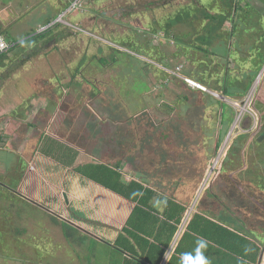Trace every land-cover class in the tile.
<instances>
[{
	"label": "rangeland",
	"instance_id": "374dc122",
	"mask_svg": "<svg viewBox=\"0 0 264 264\" xmlns=\"http://www.w3.org/2000/svg\"><path fill=\"white\" fill-rule=\"evenodd\" d=\"M72 1L0 0V35L9 41L44 31L49 20L69 31L68 39L57 47L50 43L38 56L29 58L28 49L0 61V264H113L121 259L105 240L115 239L112 232L126 224L124 219L104 206L111 200L107 192H95L93 184L86 191L88 180L38 150L48 136L80 151L76 163L121 162L123 179L144 181L161 191L201 179L198 204L212 188L249 227H264V190L256 188L261 179L254 174L264 175V145L259 142L264 130L256 133L261 111L253 107L261 81L252 94L237 99L207 85V90L190 88L181 78H194L192 73L204 69L192 63L196 58L216 62L221 72L243 64L251 70L250 60L259 64L263 40L254 25L259 19L255 10L248 11L241 39L246 47L250 44V56L229 57L228 43L216 35L209 37V49L217 55L194 48L188 56H174L180 48L173 36L195 45L199 35L206 37L202 8L219 7L216 1L227 5L228 0H198L200 5L197 0H83L58 20ZM252 1L259 10L258 1ZM62 2L68 4L62 7ZM163 25H169L168 32ZM129 41L135 48L121 45ZM231 41V49L239 44L244 50L235 35ZM217 100L236 111L237 124L229 136L235 119L229 122L228 115L221 123ZM5 184L15 191L6 192ZM64 220L79 225L86 240H67Z\"/></svg>",
	"mask_w": 264,
	"mask_h": 264
},
{
	"label": "trees",
	"instance_id": "16d2710c",
	"mask_svg": "<svg viewBox=\"0 0 264 264\" xmlns=\"http://www.w3.org/2000/svg\"><path fill=\"white\" fill-rule=\"evenodd\" d=\"M228 1L229 3H227V5H218L219 7H217V9L216 7H210V9L202 8V20L207 24V27L203 30V32L206 30V37L200 35L197 37V41L195 42L199 45L197 43L195 45L186 43L183 48V53L184 50H186V53L184 54L189 55V47H192L200 50L205 55H217L209 49V37L217 35L219 38H224L226 40L227 32L224 31V23L227 20H232L236 6L233 0ZM67 4L68 3H63L62 7ZM215 5H217V1ZM248 6L249 5L246 7L248 9L246 10L245 15L241 14L240 18H250L248 16V11L253 10V8ZM177 20L180 21V19ZM50 23L51 21L49 20L47 24ZM60 26V22L54 23L44 31L26 38L25 40L19 41L9 52L0 55V61L4 60L6 57L8 58L9 53H13L17 49L21 50L20 52L22 55L25 50L29 49V58H31L40 55L41 51L52 42L54 43L52 46L57 47V43L68 39L67 37L69 36V31H67L68 33L63 32L62 29L59 28ZM168 27L164 26L163 28H166L168 32ZM262 31L261 39L259 41L263 40L261 41L263 44H261L259 50L261 53L263 52V56L260 57L259 64L254 60L249 61L251 70L248 64L245 65L248 72L247 76L249 75V77H247V81L243 86H241L240 83L242 82L241 74L234 77H228L226 69H224L223 72L217 70L216 62H203L197 60V58L192 60V63H194L197 68L202 67V69H204L197 74L192 73L191 75L200 83L205 84V86L207 85L211 89L214 88L223 91L224 96L242 99L248 94L256 76L258 75L257 71L264 65V29H262ZM125 44L126 46L134 47L131 45L130 41L121 43V45ZM179 46L182 48V45ZM180 50L176 51L174 56L177 54L184 55ZM249 54H251V49ZM254 55L257 56L258 53L256 52ZM115 58L113 57V60H116ZM23 60L24 58L21 59L20 64H18L17 67L21 66ZM196 75H199V77ZM234 81L235 84H233ZM217 103L221 108V123L225 121L228 115L230 116L229 122L232 123V121L236 119V111L234 107L221 100H217ZM254 107L257 111V106L254 105ZM226 110L228 113L230 111L231 114H226ZM220 134L221 131L218 135L216 151H218L221 146L222 140H220ZM40 150L44 155L57 160L63 166L72 167L75 172L80 173L86 179L99 183L104 187L123 195L127 199L136 202L137 206L130 215L126 226H124L117 239L113 244L106 241L105 244L113 247V250L119 252L121 256L125 254L123 255L122 264H161L186 216L187 211L189 210V206L195 197L201 179H199L196 184L190 183L191 185L189 187H186L185 185L177 187L175 185L171 192L164 189V192L167 194L164 195L162 193L163 191H160L159 193L154 188L146 186L141 181L133 179L126 182V180L123 179V174L121 172V162L115 165L103 162L76 163L80 151L74 146L63 143L50 136L44 138ZM246 170L247 172L251 171L250 168H247ZM254 174L261 179L260 184H255L256 188L264 190V175H262V172H255ZM180 184L182 185L183 182ZM211 191L212 188H209L207 192L209 195L205 196V201L203 202V198L198 206L199 211L193 213L183 237L179 240L175 252L167 264H172L179 254H190L192 257L191 253H184V249L188 245L190 249L192 247H198L199 249L202 248L203 255L206 250H209L210 252L215 250L213 254H211L212 252L210 253L211 257L208 259L209 264H229L230 262L227 258L230 259L231 257H234L231 253L238 255L242 254L251 259V261H256L260 252V247L256 246L253 241L247 238V236H254L257 230L254 226L249 227L245 220H242L237 214L232 212L231 208L215 194L214 190ZM157 197L158 199L156 202L155 199ZM209 199H211L215 205H220L222 209L218 210L205 204L210 203L208 201ZM159 202L162 204L161 206L157 205ZM54 220L56 219L54 218ZM61 225L67 240H71V242L75 240L81 242L86 240V235L81 234L74 224L64 220L61 222ZM263 239L264 237H262V242H264ZM90 240L91 242L93 241L91 244L96 241L94 238ZM201 241L204 242L203 246L201 245ZM250 248L251 251L247 253L245 250ZM1 250L4 251V249L2 247L0 248V254ZM43 256L45 257L46 255L44 254ZM113 264H116V261H114Z\"/></svg>",
	"mask_w": 264,
	"mask_h": 264
},
{
	"label": "crops",
	"instance_id": "0c3cea01",
	"mask_svg": "<svg viewBox=\"0 0 264 264\" xmlns=\"http://www.w3.org/2000/svg\"><path fill=\"white\" fill-rule=\"evenodd\" d=\"M234 1V3H235V5L236 6H241L240 5V2L241 1H243L244 3L246 2V5H251V3H253V1L252 0H233ZM258 1V3H259V5H260V8H264V0H257ZM196 2H193L192 4H195ZM199 2H198V0H197V5H200V4H198ZM212 4V3H211ZM13 5V4H12ZM218 5H220V6H224L225 5V3L224 4H217L216 6H218ZM253 5V4H252ZM10 8V7H9ZM8 8V10H10ZM190 8H192V7H190ZM196 8H198V7H196ZM212 8H215V6H214V4H212ZM211 8V9H212ZM216 9H217V7H216ZM2 10V9H1ZM0 10V11H1ZM16 11H17V9H15ZM213 10V9H212ZM1 13V12H0ZM51 21V20H50ZM0 22H3V18H2V14H0ZM181 22V21H180ZM0 24H2V23H0ZM0 31L2 32V30H1V26H0ZM173 38L174 39H176V40H179V42H178V45H175L176 47H178L179 45H182L181 47L182 48H180V46H179V48L181 49L180 51L183 53V48H184V46H185V44L186 43H189V44H191L192 45V43L190 42V41H186V40H184V39H181L180 37H178V36H173ZM16 40H20L19 38H11L10 39V41H14V42H16ZM23 40H25V39H23ZM22 41V40H21ZM174 41V40H173ZM194 41V40H193ZM172 42V41H171ZM175 42V41H174ZM173 42V43H174ZM188 49V48H187ZM191 49H194V48H190L189 47V52L191 51ZM21 50L20 49H17L15 52H13L12 54H9L8 56H11V55H13V56H22V54H21V52H20ZM195 51H196V48H195ZM180 52V53H181ZM196 53H198V52H196ZM196 53H194V54H196ZM184 54V53H183ZM184 56H188V55H186V54H184ZM6 59V61L8 60H10V59H8L7 57L5 58ZM264 66V65H263ZM180 67V66H179ZM179 69V68H178ZM184 76H186V75H184ZM188 77V76H187ZM181 78H182V75H181ZM190 78H192V77H190ZM183 79V78H182ZM192 79H194V78H192ZM195 80V79H194ZM195 81H198V80H195ZM199 82V81H198ZM206 87V86H205ZM259 87H260V89H259V91H258V93H259V100H258V105H257V108H258V110L259 111H261L260 112V116H259V119H260V125L263 127V129H264V80H262L261 79V83H260V85H259ZM190 88H192V87H190ZM194 89V88H193ZM198 90V89H197ZM248 93H250V91L248 92ZM254 107V106H253ZM255 108V107H254ZM263 109V110H262ZM259 114V113H258ZM0 138H2L1 136H0ZM0 141H1V139H0ZM260 143H262V145H264V139L262 138V139H260ZM38 150H40V147L38 148ZM43 154V153H42ZM44 155V154H43ZM49 157V156H48ZM51 159H53V158H51ZM75 172V171H74ZM76 174H77V176H79L78 178L80 179V178H83V179H86L85 177H83L80 173H77V172H75ZM13 178V177H12ZM14 178H16V177H14ZM86 180H88V186H84V189L86 190V191H88L89 190V188H90V184H93L92 186L95 188V192H99V190H103V191H105V192H107L108 193V197H110V202L109 203H107L106 204V202L104 203L105 205L104 206H107L108 207V209H109V212L111 211V213H114V215L117 217L116 219H121V220H123L124 219V224L126 223L127 224V221L129 220V217H130V215L133 213V211H134V209H135V207L137 206V203L136 202H134V201H132V200H129V199H127L126 197H124L123 195H121V194H119V193H117V192H115V191H113V190H111V189H108V188H106V187H104L103 185H101V184H99V183H96V182H94V181H92V180H89V179H86ZM124 180H126L125 178H124ZM133 180V179H132ZM134 180H137V179H134ZM19 181V179H16V182L15 183H17ZM126 182H129L128 180H126ZM143 183L147 186V183H145L144 181H143ZM80 184L79 183H75V186H78L79 188H80V186H79ZM148 187H151V186H149L148 185ZM152 188H154L157 192H159L160 193V191H161V188L160 187H154V186H152ZM81 189V188H80ZM164 191V190H163ZM83 194H84V192H83ZM199 202H198V194L196 193V195H195V198L192 200V203H191V205L189 206V210L187 211V213H186V216H185V218H184V220H183V222H182V224L180 225V227H179V229H178V232H177V234H176V236H175V238H174V240L172 241V243H171V246H170V248H168V250H167V252H166V254H165V257H164V259H163V261L161 262V264H167L168 263V261L171 259V257H172V255L174 254V252H175V249H176V247H177V245H178V242H179V240L183 237V235H184V233H185V231H186V229H187V225H188V223H189V221H190V219H191V217H192V215H193V213H195V212H197V211H199V208H198V210H195V211H193V208H194V206L196 205L197 206V204H198ZM198 206H199V204H198ZM218 211V210H217ZM9 218H10V214H7V220H5V221H3V224L5 225V226H7V224H9ZM66 221V220H65ZM69 222H71V221H69ZM71 224H74L77 228H81L79 225H77L76 223H74V222H71ZM126 224L124 225V226H126ZM124 226H122V228L121 229H119V230H117L116 232H112V234H115V239L114 240H108V238H106V240L105 241H107V242H109V243H111V244H113L114 243V241L117 239V237L119 236V234H120V232L122 231V229L124 228ZM82 229V228H81ZM232 229H233V227H232ZM4 231H1L0 230V233H3ZM240 233H242V232H240ZM65 236V235H64ZM66 238V237H65ZM94 238V237H93ZM99 239H101L100 237H98ZM247 238L249 239V240H251V241H253L254 242V244L256 245V246H258V247H260V252H259V254H258V257H257V259H256V261L255 262H253V261H251V259H249L248 257H245V256H243L242 254L241 255H238V254H234V253H231V255H233L234 257H231L230 259H228L227 258V260L230 262L229 264H264V260L261 262L259 259H260V257H261V254L263 253V247H264V242H262V239H256L253 235L251 236V235H249V236H247ZM253 238H255L254 240H253ZM95 239V238H94ZM96 240V239H95ZM98 241H100V240H98ZM101 241H103V239H101ZM262 242V243H261ZM198 245H199V243H198ZM195 248V249H194ZM197 249H198V247L196 248V247H192L191 249L189 248V245L188 246H186L185 247V251H184V253H191L192 254V258L194 259L195 257H196V255H197ZM215 251V250H214ZM214 251H209V250H206V252H205V254H204V256L207 258V259H210V257H211V254H213V252ZM247 253H249V251H251V248L250 249H246L245 250ZM200 252L203 254V251H202V248L200 249ZM183 253V254H184ZM211 253V254H210ZM123 255H125V254H123ZM123 255L121 256V259H120V261H116V264H122V261H123ZM185 255V254H184ZM184 255H181V254H179L178 256H177V258L175 259V261L172 263V264H183V259H184ZM39 262H41V261H44L43 259H39L38 260ZM91 262H89L88 264H90ZM41 264V263H40Z\"/></svg>",
	"mask_w": 264,
	"mask_h": 264
},
{
	"label": "flooded vegetation",
	"instance_id": "af4514ba",
	"mask_svg": "<svg viewBox=\"0 0 264 264\" xmlns=\"http://www.w3.org/2000/svg\"><path fill=\"white\" fill-rule=\"evenodd\" d=\"M96 1H98V0H96ZM241 1V0H240ZM92 2H94V0H92ZM240 5L241 6H235V11H234V14H233V18H232V20H227L225 23H224V25L225 24H228V25H230V29L228 30L227 29V36H226V40L224 39V38H219L220 40L219 41H224V42H226V43H228V45H229V50H228V56L230 57H234V56H238V57H241V56H247V55H250L249 53H250V47H249V45L246 47V43H244V42H241V39H242V37H243V34L244 33H246V29H244L245 27H248V21L246 22V20L248 19V18H240L241 17V14H243V15H245V13H246V10L248 9V8H246L247 7V5H246V2L244 3L243 1H241L240 2ZM252 8H253V10H257L256 11V14H257V16H258V22H256L254 25H255V27H256V29L258 30V32H260L261 34H262V29H264V8H260L259 7V10L257 9V7H255L254 5H250ZM260 6V5H259ZM249 7V6H248ZM98 14V13H97ZM99 15V14H98ZM249 16V15H248ZM257 18V17H256ZM180 21H182V20H180ZM260 22V23H259ZM141 26H144L143 24H141ZM163 26H165V25H163ZM166 27V26H165ZM162 29L164 30V32L166 31L167 32V29L166 28H163L162 27ZM244 29V30H243ZM163 32V33H164ZM156 33V32H155ZM261 34H260V36H261ZM236 36V38L238 39V40H240V42L242 43V48H244V50H242V49H240L241 47L239 46V44L237 45V46H235V45H233L234 47H232V49L230 48V45H232V41H231V38L233 37V36ZM165 36V35H164ZM174 36H176V35H174ZM217 36V35H216ZM157 37V36H156ZM244 38V37H243ZM153 44H158V43H160V41L158 40L157 42L155 41V39H153V40H150ZM256 41V40H255ZM172 42H174L173 40H172ZM246 47V48H245ZM234 51H236V53L234 54ZM184 53H186V50H184ZM244 54V55H243ZM240 60H241V58H240ZM242 61V60H241ZM218 63V62H217ZM244 62L242 61V64H243ZM246 64H243L242 65V67H240V69H236V68H234V67H232V68H226V74L228 75V77L230 76H232V77H234V76H238V75H242V80L243 81H247V69H246V66H245ZM179 68V67H178ZM180 68H181V66H180ZM179 68V70H181ZM234 70V71H233ZM231 71H233V73H231ZM235 71H239L237 74H235ZM235 74V75H234ZM263 76V78H262V80H264V75H262ZM241 83V82H240ZM233 84H235V81L233 82ZM259 89L260 88H258L257 89V91H256V94H255V98H256V101H255V106H257L258 105V100H259V93H258V91H259ZM258 93V94H257ZM258 109V108H257ZM260 114V113H259ZM262 130H264L263 129V127L260 125L259 126V128L256 130V133L258 132V131H262ZM260 142V141H259ZM22 165V164H21ZM9 185V184H8ZM6 185L5 184V186H1L2 188H7V191L6 192H8L10 189H13V188H11V186L9 185ZM14 190V189H13ZM15 191V190H14ZM5 196H6V194H4ZM255 228V227H254ZM263 228L264 227H262V228H259V229H257V228H255L256 230H257V232H256V234L254 235V237L256 238V239H262V237H264V230H263ZM261 262L264 260V247H263V253L261 254V257H260V259H259Z\"/></svg>",
	"mask_w": 264,
	"mask_h": 264
},
{
	"label": "built area",
	"instance_id": "2783aa9c",
	"mask_svg": "<svg viewBox=\"0 0 264 264\" xmlns=\"http://www.w3.org/2000/svg\"><path fill=\"white\" fill-rule=\"evenodd\" d=\"M82 2H83V0H74V1L70 2V5L61 14L62 16H60L58 18V20H60V19L62 20L61 17H64L65 15H67L69 13H72L75 10H77L78 7L81 5ZM17 43L18 42L9 41L3 35H0V55L3 54V53L9 52ZM182 78L192 88L207 90V88L202 83H200L198 81H195L194 79H192L190 77L182 76ZM251 94H250V96H251ZM250 96H248V99L250 98ZM243 109H245V108H243Z\"/></svg>",
	"mask_w": 264,
	"mask_h": 264
},
{
	"label": "clouds",
	"instance_id": "9594fccd",
	"mask_svg": "<svg viewBox=\"0 0 264 264\" xmlns=\"http://www.w3.org/2000/svg\"><path fill=\"white\" fill-rule=\"evenodd\" d=\"M49 25V24H48ZM48 25L44 26L46 27L45 29L49 28ZM42 27V28H44ZM43 29V30H45ZM201 245H204V242L201 241ZM183 264H209L208 259L200 252V249H197V255L193 259L190 254H185L184 259H183Z\"/></svg>",
	"mask_w": 264,
	"mask_h": 264
},
{
	"label": "water",
	"instance_id": "95a60500",
	"mask_svg": "<svg viewBox=\"0 0 264 264\" xmlns=\"http://www.w3.org/2000/svg\"><path fill=\"white\" fill-rule=\"evenodd\" d=\"M54 23H56V22H52V23H50L48 26H50V25H52V24H54ZM45 28H46V27H44L43 29H45ZM263 74H264V66H263V68H262L260 74H258V76H257V78H256V80H255V82H254V84H253V86H252V89H251L250 93H252V90L255 88V87H254L255 84H256L257 82H258V84L260 83ZM257 86H258V85H257ZM249 96H250V94H249ZM245 105H246V104H245ZM244 108H245V107H244ZM237 118H238V117H237ZM236 124H237V119H235V121H234V125L232 126L231 130L229 131L228 136L231 135V133H232L234 127L236 126Z\"/></svg>",
	"mask_w": 264,
	"mask_h": 264
},
{
	"label": "bare ground",
	"instance_id": "6f19581e",
	"mask_svg": "<svg viewBox=\"0 0 264 264\" xmlns=\"http://www.w3.org/2000/svg\"><path fill=\"white\" fill-rule=\"evenodd\" d=\"M257 83H258V82H257ZM257 83H256V84H257ZM255 86H256V85H255Z\"/></svg>",
	"mask_w": 264,
	"mask_h": 264
}]
</instances>
